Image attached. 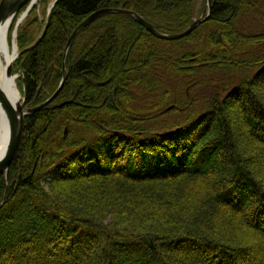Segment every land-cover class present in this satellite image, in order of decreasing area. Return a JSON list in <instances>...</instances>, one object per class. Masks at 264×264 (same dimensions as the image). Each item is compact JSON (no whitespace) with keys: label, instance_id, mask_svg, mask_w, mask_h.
I'll use <instances>...</instances> for the list:
<instances>
[{"label":"trees","instance_id":"16d2710c","mask_svg":"<svg viewBox=\"0 0 264 264\" xmlns=\"http://www.w3.org/2000/svg\"><path fill=\"white\" fill-rule=\"evenodd\" d=\"M199 1L58 0L43 21L35 5L17 28L22 51L47 25L15 62L26 104L57 90L92 13L178 33L207 15ZM211 4L178 40L130 13L77 33L0 176V264H264V19L246 31L264 0Z\"/></svg>","mask_w":264,"mask_h":264},{"label":"water","instance_id":"95a60500","mask_svg":"<svg viewBox=\"0 0 264 264\" xmlns=\"http://www.w3.org/2000/svg\"><path fill=\"white\" fill-rule=\"evenodd\" d=\"M207 1H208V7H209L208 14L206 16H201L199 18L194 19L193 23L188 28L178 33L160 32L154 24L148 22L139 14L128 11V10H124L120 8L100 9L92 13L81 24H79L77 28L74 30V32L72 33V35L70 36L68 43L66 45V48H65L64 60H63V65H62V73H63L62 81L59 87L57 88V90L46 101L38 105H34L33 102L26 104V97L23 96V102L19 104L18 109L15 110L12 106V102L10 101V98L6 95L4 90L0 88V107L3 110L4 114L7 116L9 127H10V142H9L7 150L0 158V176L8 175L10 165L13 163L14 159L16 158L18 154V151L22 143L24 130H25L26 116L28 114H31V113H34L40 110L42 107L51 103L57 97L60 90L62 89L64 82L68 76V71L66 67V56L72 44V41L74 40L75 36L81 29L90 25L92 22H94L96 19H98L100 16L106 13H130L134 15L135 18L143 26H145L146 29L149 32H151L155 37L160 38V39H165V40H177V39H181L191 34L200 24H202L204 21H206L209 18L211 14L212 4H211V0H207ZM57 2L58 0H54L52 2L51 7L49 8V12L52 10V8L56 5ZM27 4L29 5L26 11H24L19 17L16 27H18L23 22V20L28 16L29 12L35 5L34 0H0V26L9 22L10 28H11L14 20L19 15L20 10L22 9L23 6ZM46 27L47 25H45L42 34L39 36V38L34 43L27 46L22 51L18 52L17 56L15 57L14 63L21 52L31 50L33 47H35L39 43V41L41 40L42 36L45 33ZM16 37H17V32L15 30V32L13 33V37H12V43ZM12 72H13V65L12 66L10 65L9 70H8V75L12 76Z\"/></svg>","mask_w":264,"mask_h":264},{"label":"bare ground","instance_id":"6f19581e","mask_svg":"<svg viewBox=\"0 0 264 264\" xmlns=\"http://www.w3.org/2000/svg\"><path fill=\"white\" fill-rule=\"evenodd\" d=\"M42 0H34L38 4ZM10 23L0 26V88L10 98L15 110L23 102V95L18 86L19 73L13 70L12 76L8 75L9 66L13 65L18 54L16 38L13 43L9 40ZM10 142V127L7 116L0 107V158L5 153Z\"/></svg>","mask_w":264,"mask_h":264},{"label":"rangeland","instance_id":"374dc122","mask_svg":"<svg viewBox=\"0 0 264 264\" xmlns=\"http://www.w3.org/2000/svg\"><path fill=\"white\" fill-rule=\"evenodd\" d=\"M52 1L53 0H49V2H48V4L47 5H44V4H42V1H40L38 4H39V6H38V8H37V11H36V14L37 15H39V19H40V21H43V20H45L46 19V17L49 15V7H50V5H51V3H52ZM155 4H158V3H156L155 2ZM202 7V1L200 0L199 1V3H198V8L200 9ZM166 9V8H165ZM44 12H46V16L44 15ZM30 13V12H29ZM202 16V15H201ZM204 16V15H203ZM200 17V16H199ZM250 18H251V20H248V23L249 24H252V26L250 27V28H248L246 31L247 32H259L260 30H262V28H260V23H261V21L264 19V4H262V7L258 10V11H256V13H254V15L252 14L251 16H250ZM26 19V18H25ZM25 19L23 20V22L25 21ZM22 22V23H23ZM21 23V24H22ZM119 25H121L122 26V24H119ZM123 26H125V27H127L126 25H123ZM248 26H250V25H248ZM10 31V30H9ZM42 34V33H41ZM40 34V35H41ZM39 38V37H38ZM37 38V39H38ZM11 40H12V38L10 39V42H11ZM36 41V40H35ZM34 41V42H35ZM33 42V43H34ZM31 45V44H30ZM162 45L164 46V47H166V48H172L173 47V45H176V43L174 44V43H162ZM14 68L16 69V67H15V65H14ZM15 72H19L18 70H15ZM19 74L21 75L22 73L21 72H19ZM20 82H21V77H19V79H18V86H19V89H20V91L23 93V88H22V86L20 85ZM150 98V97H149ZM147 102H151L149 99H147V98H145V96H140V101H139V105H141V106H146V103ZM167 107V106H166ZM166 107H164L163 109H165ZM168 112H170V111H168ZM168 118H169V120H170V122H176L177 121V116H174V114H170V115H168ZM5 176H7V175H5Z\"/></svg>","mask_w":264,"mask_h":264}]
</instances>
